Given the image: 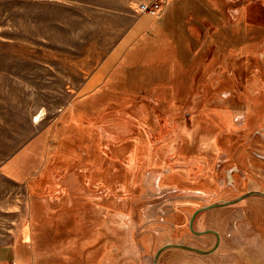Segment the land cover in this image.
<instances>
[{"label": "rangeland", "instance_id": "1", "mask_svg": "<svg viewBox=\"0 0 264 264\" xmlns=\"http://www.w3.org/2000/svg\"><path fill=\"white\" fill-rule=\"evenodd\" d=\"M138 13L155 24L96 82ZM36 136L48 159L28 182L38 264L209 249L213 237L189 228L194 211L264 191V0H0V162ZM232 164L242 174L226 186ZM263 200L201 212L195 229L231 237L213 255L168 248L157 264H217L225 243L256 264L264 225L250 207Z\"/></svg>", "mask_w": 264, "mask_h": 264}, {"label": "crops", "instance_id": "2", "mask_svg": "<svg viewBox=\"0 0 264 264\" xmlns=\"http://www.w3.org/2000/svg\"><path fill=\"white\" fill-rule=\"evenodd\" d=\"M144 14L149 13H138L124 24L123 33L114 48L92 75L96 76V82L102 81L101 79L105 77L104 75L120 58L134 38L143 31H148L155 24V22L152 23V18L139 24V20ZM114 54L116 56L111 65L103 69L106 62ZM37 138L36 136L28 140L0 162V264H36V261L38 264V259H40V252H38L39 248L37 247L40 240L37 244L34 241V227L38 222L37 209L31 202L28 182L31 176L39 173L48 159L47 151H45L46 144L44 145V152L42 151L40 155L34 153L32 144ZM58 223L60 226L55 225L54 228L63 230V236L65 229H67L66 222L62 220ZM46 235L49 239L50 233L47 232ZM250 243L253 244L254 242ZM255 245H257V250L259 249L256 264H264V240L255 242ZM223 246V251L216 259L217 264H250L252 261V254L237 257L234 253L225 252L231 247L228 243ZM234 258H238L239 262L235 263Z\"/></svg>", "mask_w": 264, "mask_h": 264}, {"label": "flooded vegetation", "instance_id": "3", "mask_svg": "<svg viewBox=\"0 0 264 264\" xmlns=\"http://www.w3.org/2000/svg\"><path fill=\"white\" fill-rule=\"evenodd\" d=\"M255 155L258 157V158H260V159H264V155H262V154H256L255 153ZM241 174H242V172H241V168H240V166L239 165H237V164H232L226 171H225V174H224V182H225V184H226V186H236L237 184H238V179H239V177L241 176ZM248 191H257L256 193H254L253 195H250V196H248V197H246V198H244V199H241V200H239L238 202H240V201H244V200H246V199H249V198H251V197H260V198H262V200L264 199V191H263V189H261V188H252V189H249ZM248 191H243L239 196H241V195H243V194H245V193H247ZM238 196V197H239ZM237 198V197H236ZM233 199H235V198H233ZM229 200H232V199H228V200H224V201H222V202H214V203H217V204H219V205H217V206H215V207H212V208H209V209H206V210H203V211H200L198 214H200L201 212H204V211H210L211 209H214V208H216V209H219V208H224V207H228V206H231V205H234V204H236V203H238V202H236V203H231V204H222V203H225V202H227V201H229ZM210 204H213V203H210ZM209 205V204H208ZM202 207H204V206H202ZM201 207H199L198 209H200ZM198 209H196V210H198ZM195 210V211H196ZM250 210L251 211H253L254 213H255V216L258 218V219H261V220H259L257 223L258 224H262V225H264V200L263 201H259V205H255V206H251L250 207ZM194 211V212H195ZM197 214V215H198ZM196 215V216H197ZM196 216H195V218H196ZM195 218H194V220H195ZM193 223H194V221H193ZM189 228H190V223H189ZM191 229V228H190ZM193 229L194 230H192L197 236H203V235H210V236H212L213 237V239H214V241H213V243H212V245H211V247L209 248V249H212V248H214L215 247V249L212 251V252H210V253H208V255L209 254H213V253H215V251H217L218 249H219V247L221 246V244H222V238L224 237V234H226L225 235V237L226 236H230L231 237V234L230 233H224L223 234V232L222 231H220L219 229H217L215 226H209V227H206L205 229H203V230H198V229H195L194 227H193ZM199 231H208L207 233H205V234H199L198 232ZM232 232L234 233L235 232V230L233 229V227H232ZM264 238V237H263ZM163 247V246H162ZM168 248H171V247H168ZM168 248H165L164 250H166V249H168ZM176 248H178V247H176ZM209 249H207V250H209ZM164 250H162L161 251V253L164 251ZM160 253V254H161ZM157 254V253H156ZM155 254V255H156ZM160 254H159V256H160ZM158 256V257H159ZM154 259H155V257H154ZM153 264H154V262H153Z\"/></svg>", "mask_w": 264, "mask_h": 264}, {"label": "water", "instance_id": "4", "mask_svg": "<svg viewBox=\"0 0 264 264\" xmlns=\"http://www.w3.org/2000/svg\"><path fill=\"white\" fill-rule=\"evenodd\" d=\"M256 192H257V191H248L247 193H245V194H243V195H241V196H239V197H237V198H235V199H232V200H229V201H227V202H225V203H222V204L236 203V202H238L239 200L244 199V198H246V197H248V196H250V195H253V194L256 193ZM217 205H219V204H217V203H213V204L206 205V206L201 207L200 209L196 210V211L193 213V215H192V217H191V220H190V228H191V230H194V229H193V221H194L195 216H196L200 211H203V210H206V209H209V208L215 207V206H217ZM207 232H208V231H199L198 233H199V234H205V233H207ZM168 247L185 248V249H188V250H190V251L197 252V253H202V254H208V253L212 252V251L215 249V247H214V248H212V249L206 250V249H201V248H199V247H194V246L186 245V244H182V243H169V244L164 245L163 247H161V248L157 251V254L155 255V259H154V264H157V259H158L159 254L161 253V251L164 250L165 248H168Z\"/></svg>", "mask_w": 264, "mask_h": 264}, {"label": "built area", "instance_id": "5", "mask_svg": "<svg viewBox=\"0 0 264 264\" xmlns=\"http://www.w3.org/2000/svg\"><path fill=\"white\" fill-rule=\"evenodd\" d=\"M147 9H148L147 4H142V5H140V11L144 12V11H146Z\"/></svg>", "mask_w": 264, "mask_h": 264}, {"label": "bare ground", "instance_id": "6", "mask_svg": "<svg viewBox=\"0 0 264 264\" xmlns=\"http://www.w3.org/2000/svg\"><path fill=\"white\" fill-rule=\"evenodd\" d=\"M42 115H43V113L38 114V115L36 116V119H37V120H40V119L42 118Z\"/></svg>", "mask_w": 264, "mask_h": 264}]
</instances>
